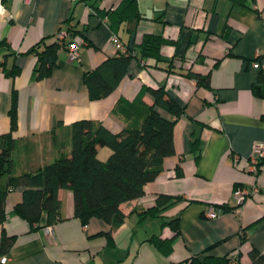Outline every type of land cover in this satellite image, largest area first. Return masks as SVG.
<instances>
[{"label":"crops","instance_id":"1","mask_svg":"<svg viewBox=\"0 0 264 264\" xmlns=\"http://www.w3.org/2000/svg\"><path fill=\"white\" fill-rule=\"evenodd\" d=\"M137 1L143 17L117 23L115 16L107 22L103 11L122 0H6L0 17V40L6 41L0 46V135L10 130L16 91L14 174L70 153L71 126L77 120L91 119L121 132L129 122L125 111L132 110L126 103L142 104L141 110L153 104L147 86L164 85L185 112L174 125L175 154L165 158L143 196L121 204L126 218L112 229L113 244L106 234L109 222L93 217L83 224L74 215L70 188L59 189L63 219L52 225V232L32 230L13 212L23 198V187L17 186L7 193V218L0 223V238L3 231L15 237L4 264H190L194 257L231 253H237L239 264H252V249L264 255V157L258 171L249 168L254 145L264 141V97L254 92L264 72L254 66L264 65V0L245 5L233 0ZM8 14L12 18L7 20ZM69 18L81 34L79 57L70 59L61 46L51 72L38 77L37 55L28 50L43 37L52 42ZM113 30L138 57L111 94L91 99L84 75L119 54ZM150 33L166 39L161 55L173 61L175 71L154 57L143 64L141 42ZM14 67L19 72L11 76L6 70ZM188 70L209 75L210 87L187 76ZM122 101L126 103L118 108ZM111 151L99 147L98 156L105 160ZM238 187L251 192L243 202L238 201ZM159 194L180 199L163 216L141 219L138 210L153 206ZM210 207L220 209L218 215L207 216ZM176 216L180 232L165 256L150 239L173 236L175 231L163 221Z\"/></svg>","mask_w":264,"mask_h":264},{"label":"trees","instance_id":"2","mask_svg":"<svg viewBox=\"0 0 264 264\" xmlns=\"http://www.w3.org/2000/svg\"><path fill=\"white\" fill-rule=\"evenodd\" d=\"M234 3L245 5L247 0H233ZM108 15L107 22L114 16L117 23L127 19L139 20L143 17L137 0H122L120 6L104 9ZM69 34L60 36V30L48 42L50 37H43L35 43L28 52L37 55L35 71L38 77L47 76L56 64L60 47L69 48L81 34L69 18L65 28ZM113 33L119 34L113 30ZM121 39V37L119 36ZM122 40V39H121ZM166 42L162 35L147 34L141 42L140 57L143 64L148 66L151 57L166 61L164 68L175 71L173 61L162 58L161 47ZM6 41L0 40V46ZM129 53L111 56L99 66L85 73L84 79L91 99H100L111 94L127 74L133 58L138 57V51L129 47ZM137 51L136 55L132 51ZM11 76L19 72L14 67L6 70ZM185 74L194 78L199 85L210 87L209 75L188 70ZM146 91L154 98L152 105H144L142 110L139 103H124L132 110L125 111L129 119L126 127L119 133H113L103 124L91 119H80L71 126V151L62 153L54 160L43 166L14 174L12 172V152L15 147L13 131L17 128V93L13 92L12 105L9 111L10 130L0 135V223L7 218L5 199L9 190L22 186L23 198L17 203L13 212L25 218L32 230L52 226L63 219L61 214L60 188H70L74 193V215L83 224L91 218L98 217L111 225L106 232L109 243L113 244L112 229L123 224L126 218L121 204L139 198L145 194L147 183L155 180L161 173L165 158L175 154L173 130L175 122L180 118L185 108L171 96L164 85L147 86ZM255 94L264 97V72L261 81L254 87ZM168 112L171 117L163 115ZM195 150L197 142H193ZM108 146L111 153L103 160L98 156L99 147ZM182 173V169H178ZM179 196L159 194L153 206L138 210L141 219L146 217L163 216V212L179 201ZM164 225L170 226L175 234L171 237L154 235L151 241L165 256L173 251V242L179 234V217L164 219ZM245 234L242 239L245 240ZM14 236H8L3 231L0 238V256L9 255ZM252 264L264 263V255L252 249L250 251ZM238 257V255L236 254ZM190 264H230V255H207L202 258L194 257Z\"/></svg>","mask_w":264,"mask_h":264},{"label":"built area","instance_id":"3","mask_svg":"<svg viewBox=\"0 0 264 264\" xmlns=\"http://www.w3.org/2000/svg\"><path fill=\"white\" fill-rule=\"evenodd\" d=\"M70 1H80V0H70ZM6 0H0V17L2 15H4L6 13V5H5ZM12 15L8 14L6 16V19H11ZM73 23V21H72ZM69 34V32L66 29H62L60 30V36L61 37H65ZM111 40L114 42L115 46L117 47L119 52H123V53H129V48L128 46L121 41V39L119 38V36L115 33L112 34L111 36ZM82 42L81 39L76 38V41H74L73 43L70 44L69 48H68V54L70 59H76L79 57L80 55V43ZM137 51L133 50L132 54L136 55ZM254 66H258L261 67L264 71V65L259 63V62H255ZM264 157V141L261 142H257L254 147H253V151H252V155H251V161L249 163V168L256 172L259 169V162L260 160ZM235 163L239 164L241 157L236 154L234 157ZM256 190V189H255ZM251 192L248 191L247 189L243 188V187H238L236 190V195L238 198L239 202H243L244 199L246 198V196L248 194H250ZM220 209H216L215 207H210L207 211V216L209 217H214L216 215H218ZM45 231L47 232H52V226H46L44 227ZM237 253H231L230 255V264H239V258L236 256ZM9 259V255H1L0 256V264H4L7 262V260Z\"/></svg>","mask_w":264,"mask_h":264}]
</instances>
